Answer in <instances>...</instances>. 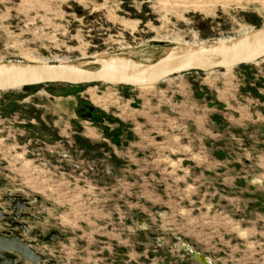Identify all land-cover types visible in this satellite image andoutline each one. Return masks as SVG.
Here are the masks:
<instances>
[{"label": "rangeland", "instance_id": "1", "mask_svg": "<svg viewBox=\"0 0 264 264\" xmlns=\"http://www.w3.org/2000/svg\"><path fill=\"white\" fill-rule=\"evenodd\" d=\"M263 25L264 0H0V62H154ZM0 175L5 211L20 195L37 219L88 224L99 240L84 264H114L98 245L134 264H202L183 241L215 264H264V61L144 89L1 92Z\"/></svg>", "mask_w": 264, "mask_h": 264}, {"label": "water", "instance_id": "2", "mask_svg": "<svg viewBox=\"0 0 264 264\" xmlns=\"http://www.w3.org/2000/svg\"><path fill=\"white\" fill-rule=\"evenodd\" d=\"M264 61V25L252 28L223 42L205 44H178L154 62H144L128 56L107 54L93 60L76 62H0V93L15 91L39 85L82 86L104 84L119 87H151L192 71L213 72L232 69ZM94 110V107H91ZM0 175V186L3 184ZM9 209L0 206V264H58L48 254L37 247L66 237L58 230L44 236L40 230L29 228L22 222L31 218L32 203L20 195H9ZM39 220H44L39 217ZM147 228V222H141ZM22 233L35 236L36 240H26ZM154 238L156 236L154 235ZM183 248L202 264H215L200 260V251L183 241Z\"/></svg>", "mask_w": 264, "mask_h": 264}, {"label": "crops", "instance_id": "3", "mask_svg": "<svg viewBox=\"0 0 264 264\" xmlns=\"http://www.w3.org/2000/svg\"><path fill=\"white\" fill-rule=\"evenodd\" d=\"M176 77V76H175ZM155 87V86H151ZM149 87V88H151ZM133 88V87H132ZM133 89H144L142 87L139 88H133ZM7 93V92H6ZM56 113V112H55ZM54 113V114H55ZM58 113V112H57ZM44 114H41V119L44 120ZM14 117V116H13ZM24 222V221H22ZM29 224V228L31 230L38 229L41 231V233L44 236H47L50 234L52 230H58L60 231L63 235H65V239H59L56 241H53L48 244H43L39 247H37V250L42 252L43 254H48L51 258H54L57 260L58 264H84L83 261V256L81 255V252L83 251L84 248H86L88 244L97 242L99 239L96 236H93L91 234V231L88 229V224L86 225H71L69 226L70 229L67 230L64 225L59 224L57 225L54 222H47L45 219L44 220H33L31 222H24ZM0 230H3V224H0ZM22 236L29 241H34L36 240L35 236H29L26 233H22ZM75 245L76 249L73 251H68L69 247ZM113 245H117V243H113ZM102 246H99L94 248L93 254L100 253V258H110V254H114V257H112V260L115 259L113 262L115 264H125V261H131V264H134V256L128 258L126 260V256L129 254L127 250L124 249H119L118 247L113 246V250L110 251H104L101 249ZM136 253V252H135ZM136 257V254H134Z\"/></svg>", "mask_w": 264, "mask_h": 264}, {"label": "bare ground", "instance_id": "4", "mask_svg": "<svg viewBox=\"0 0 264 264\" xmlns=\"http://www.w3.org/2000/svg\"><path fill=\"white\" fill-rule=\"evenodd\" d=\"M229 39H231V38H224V39H220L219 41H217V42H223V41H225V40H229ZM206 42H204V41H196V42H193V43H191V42H185V43H180V44H205ZM97 55V54H96ZM105 55H107V54H103V55H97L96 57H101V56H105ZM57 61H59V62H67V61H65L64 59H58ZM31 62H49V61H44V60H40V59H34L33 61H31ZM142 88H147V87H142ZM198 256V258L200 259V260H202V261H204V262H206V263H210V259L209 258H207V257H204L203 255H205V254H203V253H198L197 254Z\"/></svg>", "mask_w": 264, "mask_h": 264}, {"label": "flooded vegetation", "instance_id": "5", "mask_svg": "<svg viewBox=\"0 0 264 264\" xmlns=\"http://www.w3.org/2000/svg\"><path fill=\"white\" fill-rule=\"evenodd\" d=\"M94 113H95V109L92 110V109H91V106H90V107H89V114L93 115Z\"/></svg>", "mask_w": 264, "mask_h": 264}, {"label": "trees", "instance_id": "6", "mask_svg": "<svg viewBox=\"0 0 264 264\" xmlns=\"http://www.w3.org/2000/svg\"><path fill=\"white\" fill-rule=\"evenodd\" d=\"M245 66V65H244ZM41 86V85H39ZM82 86H87V85H82ZM33 87H38V86H30V87H25V88H33ZM24 89V88H23Z\"/></svg>", "mask_w": 264, "mask_h": 264}, {"label": "built area", "instance_id": "7", "mask_svg": "<svg viewBox=\"0 0 264 264\" xmlns=\"http://www.w3.org/2000/svg\"><path fill=\"white\" fill-rule=\"evenodd\" d=\"M196 72H198V71H196ZM206 73V72H205Z\"/></svg>", "mask_w": 264, "mask_h": 264}]
</instances>
